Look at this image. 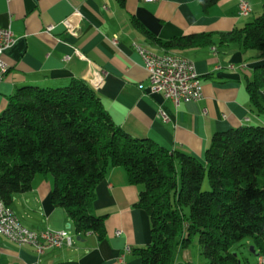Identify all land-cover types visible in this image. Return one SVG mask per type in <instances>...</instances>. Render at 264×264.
Instances as JSON below:
<instances>
[{
    "label": "crops",
    "instance_id": "1",
    "mask_svg": "<svg viewBox=\"0 0 264 264\" xmlns=\"http://www.w3.org/2000/svg\"><path fill=\"white\" fill-rule=\"evenodd\" d=\"M239 1L220 0L205 10L199 0H0V27H11L15 35L3 55L9 69L0 84V115L21 88H60L73 79L86 80L95 87L89 76L98 69L104 82L95 89L115 122L134 137H150L169 150L205 160L215 133L246 125L264 126V116L253 110L247 90L255 67L264 64V51L245 50L240 44L220 45L219 33L243 27L262 13L263 0H250L249 16L239 14ZM139 24L162 41L214 33V44L169 52L153 42ZM50 25L54 30L47 32ZM113 36L119 37L118 46L112 43ZM134 41L159 54L189 57L202 77V99L177 107L163 93H150L148 73ZM260 99L264 103V89ZM143 188L130 181L124 167L109 169L97 186L95 211L106 217L105 237L100 240L95 233L76 232L68 212L52 201L53 175L38 174L29 192L15 195L11 208L32 230L68 229L73 245L39 255L33 246L0 234V261L143 264L135 250L152 241L150 216L136 206ZM197 240L178 248L176 257L182 264L194 262ZM259 257L248 264H261Z\"/></svg>",
    "mask_w": 264,
    "mask_h": 264
},
{
    "label": "trees",
    "instance_id": "2",
    "mask_svg": "<svg viewBox=\"0 0 264 264\" xmlns=\"http://www.w3.org/2000/svg\"><path fill=\"white\" fill-rule=\"evenodd\" d=\"M199 2L208 10L220 0ZM138 26L169 52L214 44V33L162 41ZM219 39L220 45L264 51V0L260 16ZM262 89L264 64L247 82L259 116ZM205 157L134 137L83 79L60 88H21L0 115V197L6 205L29 192L38 174H51L54 205L68 212L78 234L93 232L101 240L106 217L95 211L97 186L110 168L122 166L133 184L144 187L136 206L150 216L152 241L135 250L143 264H174L180 245L196 237L207 264H248L236 249L244 239L251 253L254 247L253 254L264 256V126L215 133Z\"/></svg>",
    "mask_w": 264,
    "mask_h": 264
},
{
    "label": "built area",
    "instance_id": "3",
    "mask_svg": "<svg viewBox=\"0 0 264 264\" xmlns=\"http://www.w3.org/2000/svg\"><path fill=\"white\" fill-rule=\"evenodd\" d=\"M157 2L160 0H146ZM252 13L250 0L239 1V14L249 16ZM54 25L47 27V32L54 30ZM15 41L13 29L0 27V84L5 80L8 73V64L3 58L7 48ZM112 43L119 45V37L113 36ZM134 49L141 56L150 82V93H163L177 107L182 103L197 102L203 97L202 77L198 73L195 63L190 58H171L167 61H158L152 55H146L139 44H133ZM78 55L89 60L81 52ZM90 76L97 85L104 82V76L100 70H92ZM144 89V85L139 86ZM161 116L168 119L165 112ZM93 233V232H87ZM120 233V232H118ZM0 234L18 244L33 246L39 255L50 249L62 248L73 245V236L68 229L56 230L45 228L43 230H32L24 225L22 220L15 214L11 207H2L0 202ZM131 252L130 247L127 248ZM259 262L264 264V256L259 257ZM38 264V262L32 263Z\"/></svg>",
    "mask_w": 264,
    "mask_h": 264
},
{
    "label": "rangeland",
    "instance_id": "4",
    "mask_svg": "<svg viewBox=\"0 0 264 264\" xmlns=\"http://www.w3.org/2000/svg\"><path fill=\"white\" fill-rule=\"evenodd\" d=\"M195 245L196 247H194V254H193V260L194 262H185V264H207V259L205 258V256L201 253V249H200V245H199V241H195ZM252 243L250 241V239H244L240 244L239 247H237V251L240 254V257L242 258H248L249 260H251L253 262L252 259H257L259 256L253 254L250 252V247H251ZM182 260L177 256L175 258L174 264H182ZM258 264V263H257Z\"/></svg>",
    "mask_w": 264,
    "mask_h": 264
},
{
    "label": "bare ground",
    "instance_id": "5",
    "mask_svg": "<svg viewBox=\"0 0 264 264\" xmlns=\"http://www.w3.org/2000/svg\"><path fill=\"white\" fill-rule=\"evenodd\" d=\"M116 37H118V36H116ZM133 44H139V46H141V48L144 49L146 55H152V56H154V59H156L158 61H167V59H171V58H189L186 55H183L180 53L159 54V53H156L155 51H153L152 49H150L149 47L145 46L144 44L139 43L138 41H134ZM89 77H90L91 82L95 85V87H99V85H97V83L94 81L92 76H89ZM0 202H1L2 207H9L6 205V203L2 200L1 197H0Z\"/></svg>",
    "mask_w": 264,
    "mask_h": 264
},
{
    "label": "water",
    "instance_id": "6",
    "mask_svg": "<svg viewBox=\"0 0 264 264\" xmlns=\"http://www.w3.org/2000/svg\"><path fill=\"white\" fill-rule=\"evenodd\" d=\"M70 227H71V226H69V228H70ZM78 239L80 240L81 238H78ZM251 251H252V253H255L256 250L254 249V247H252V248H251Z\"/></svg>",
    "mask_w": 264,
    "mask_h": 264
}]
</instances>
